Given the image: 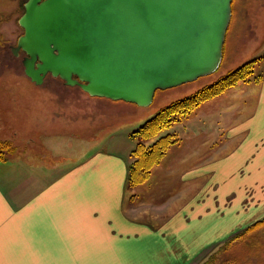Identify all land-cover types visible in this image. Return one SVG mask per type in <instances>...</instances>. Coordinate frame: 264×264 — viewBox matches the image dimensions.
<instances>
[{
  "label": "crops",
  "instance_id": "1",
  "mask_svg": "<svg viewBox=\"0 0 264 264\" xmlns=\"http://www.w3.org/2000/svg\"><path fill=\"white\" fill-rule=\"evenodd\" d=\"M224 94L187 121H202L190 125L201 141L185 133L188 148L175 143L149 178L170 191L143 199L138 190H151L128 186L140 120L96 149L85 116L39 119L28 146L0 161V264H206L264 217V73ZM122 112L88 124L117 125Z\"/></svg>",
  "mask_w": 264,
  "mask_h": 264
},
{
  "label": "water",
  "instance_id": "2",
  "mask_svg": "<svg viewBox=\"0 0 264 264\" xmlns=\"http://www.w3.org/2000/svg\"><path fill=\"white\" fill-rule=\"evenodd\" d=\"M233 0H27L12 45L25 74L147 106L158 90L215 72Z\"/></svg>",
  "mask_w": 264,
  "mask_h": 264
},
{
  "label": "rangeland",
  "instance_id": "3",
  "mask_svg": "<svg viewBox=\"0 0 264 264\" xmlns=\"http://www.w3.org/2000/svg\"><path fill=\"white\" fill-rule=\"evenodd\" d=\"M26 1L0 0V142L9 141L10 143V145L5 146L0 143V161L6 160L7 157L13 158L12 154H15L20 148L27 147L28 143L24 141L27 140V137L24 134L29 132L31 126L34 128L35 124L40 121L39 119L51 116L53 112L55 115L59 114L58 116H62L69 121L85 116L87 127L84 130L87 134L90 131V135L93 136L90 138L91 140H94V138L95 141L101 140L99 147L96 145V149H102L111 146L112 140H116L121 136L120 128H124L127 126L126 124L140 120V123L135 124V127L131 130L134 131L147 119L154 116L163 106L215 82L230 70L248 61L255 60L252 68L253 72L249 76L252 80L239 81L237 84L258 82L264 73V0H233V15L226 34L223 60L219 68L215 72L199 77L192 82L158 90L153 102L147 106H140L135 103L125 104L105 97L91 96L81 87L67 85L62 78L55 77L52 74H48L42 84H36L25 74L22 63L25 52L20 51L19 55L16 56L11 48L12 45L17 44L19 37L24 33L19 19L24 13ZM229 88L216 96L225 95L224 93ZM34 100L37 102L34 103ZM206 101L195 108L191 114H204L206 105L209 104ZM123 109H126V111ZM120 111L124 112V114L122 112V116H126L127 121L120 119L117 125L112 126L107 124L100 126V123L94 126L88 124L89 122L93 124L95 121L108 122L114 120L119 116L118 112ZM190 115L180 122H176V125L174 124L160 132L162 135L167 134V132L175 133L174 137L177 141L169 146V150L174 148L175 143L177 149L188 148L186 144L189 143L190 136L185 138V133L190 131L192 133L198 132V135L201 134L200 127L196 131L197 128H194V126L190 128V125L191 123L202 125V121L192 120L195 117L187 122ZM55 121L59 122L60 120ZM174 127H176V130ZM56 131L51 130V132ZM30 134L36 137L34 132ZM134 138L135 143H137L139 137L134 136ZM154 138L149 139L148 142L152 143ZM201 139L202 134L200 138L195 140L191 136L192 144L194 141H201ZM69 150L75 151L76 146L71 145ZM169 150L165 156L169 153ZM165 156L163 159H165ZM163 159L153 166L151 175L155 173V169L163 162ZM149 178L137 186L129 187V189L133 192L141 184V186L147 187L152 194H147L146 191L148 190L144 192L142 188L138 190L141 196L145 194L142 197L143 199L146 196H159L160 190L163 191L161 195L167 194L172 188L159 186L154 176H152L151 181H148ZM178 188L177 185V190ZM132 198L134 202H138L141 197L133 195ZM142 205L149 206L148 204ZM150 207L152 210L155 208L154 205H150ZM135 210L140 211L139 208ZM148 215L144 216L147 217ZM221 247L215 250L211 257L209 256L208 264H264V225L229 243L226 249Z\"/></svg>",
  "mask_w": 264,
  "mask_h": 264
},
{
  "label": "trees",
  "instance_id": "4",
  "mask_svg": "<svg viewBox=\"0 0 264 264\" xmlns=\"http://www.w3.org/2000/svg\"><path fill=\"white\" fill-rule=\"evenodd\" d=\"M254 62L255 60L248 61L237 68L230 70L215 82L200 88L188 96L177 99L163 106L154 116L147 119L143 124L136 128L131 135L133 137L138 136L139 141L131 153L132 159L129 165L128 186L134 187L145 182L150 177L153 166L163 159L169 150V146L177 141L174 137L175 133L167 132V134L162 135L160 134L162 130L187 118L192 111L204 101L219 95L230 86L237 84L239 81L252 80L249 76L253 72L252 68ZM152 138H154L152 143L148 142V140ZM0 143L2 146L7 144L10 145L9 141H1ZM262 225H264V217L235 235L221 248L226 249L229 243L234 242L236 239L254 231ZM212 255L213 254H211L210 257ZM207 262L206 264L209 263Z\"/></svg>",
  "mask_w": 264,
  "mask_h": 264
},
{
  "label": "flooded vegetation",
  "instance_id": "5",
  "mask_svg": "<svg viewBox=\"0 0 264 264\" xmlns=\"http://www.w3.org/2000/svg\"><path fill=\"white\" fill-rule=\"evenodd\" d=\"M23 52H24V51H23ZM19 53H20V52H19ZM25 55H26V53H25ZM25 55H24V56H25Z\"/></svg>",
  "mask_w": 264,
  "mask_h": 264
}]
</instances>
